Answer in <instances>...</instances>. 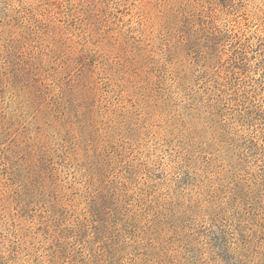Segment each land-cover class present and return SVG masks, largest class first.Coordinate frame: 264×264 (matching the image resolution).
I'll use <instances>...</instances> for the list:
<instances>
[{
	"label": "rangeland",
	"instance_id": "obj_1",
	"mask_svg": "<svg viewBox=\"0 0 264 264\" xmlns=\"http://www.w3.org/2000/svg\"><path fill=\"white\" fill-rule=\"evenodd\" d=\"M0 264H264V0H0Z\"/></svg>",
	"mask_w": 264,
	"mask_h": 264
}]
</instances>
